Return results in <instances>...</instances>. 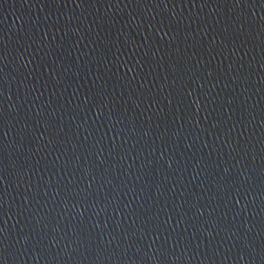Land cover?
I'll list each match as a JSON object with an SVG mask.
<instances>
[{
  "label": "water",
  "instance_id": "obj_1",
  "mask_svg": "<svg viewBox=\"0 0 264 264\" xmlns=\"http://www.w3.org/2000/svg\"><path fill=\"white\" fill-rule=\"evenodd\" d=\"M0 264H264V0H0Z\"/></svg>",
  "mask_w": 264,
  "mask_h": 264
}]
</instances>
